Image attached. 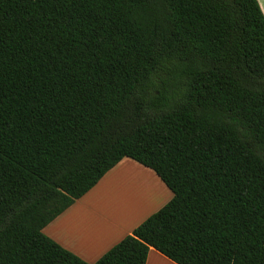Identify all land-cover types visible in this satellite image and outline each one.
Here are the masks:
<instances>
[{
    "label": "trees",
    "instance_id": "obj_1",
    "mask_svg": "<svg viewBox=\"0 0 264 264\" xmlns=\"http://www.w3.org/2000/svg\"><path fill=\"white\" fill-rule=\"evenodd\" d=\"M124 157L174 195L90 263L43 229ZM151 247L264 264L259 0H0V264Z\"/></svg>",
    "mask_w": 264,
    "mask_h": 264
},
{
    "label": "crops",
    "instance_id": "obj_2",
    "mask_svg": "<svg viewBox=\"0 0 264 264\" xmlns=\"http://www.w3.org/2000/svg\"><path fill=\"white\" fill-rule=\"evenodd\" d=\"M259 3L264 12V0ZM131 177L136 184L130 187ZM172 197V190L152 168L124 157L43 231L94 263ZM146 264L178 263L151 247Z\"/></svg>",
    "mask_w": 264,
    "mask_h": 264
},
{
    "label": "rangeland",
    "instance_id": "obj_3",
    "mask_svg": "<svg viewBox=\"0 0 264 264\" xmlns=\"http://www.w3.org/2000/svg\"><path fill=\"white\" fill-rule=\"evenodd\" d=\"M160 75H161L162 77H164V76H165V72H161ZM160 78H161V77L158 76V77H157V80H159ZM131 178H132V181L129 182V184H128L130 187L136 184V180L133 179V177H131ZM173 195H174V194H173Z\"/></svg>",
    "mask_w": 264,
    "mask_h": 264
}]
</instances>
